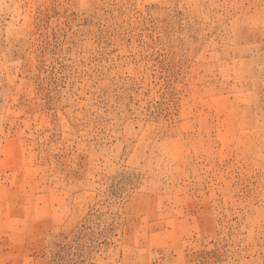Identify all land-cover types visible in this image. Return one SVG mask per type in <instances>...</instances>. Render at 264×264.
<instances>
[{
	"label": "rangeland",
	"instance_id": "374dc122",
	"mask_svg": "<svg viewBox=\"0 0 264 264\" xmlns=\"http://www.w3.org/2000/svg\"><path fill=\"white\" fill-rule=\"evenodd\" d=\"M0 264H264V0H0Z\"/></svg>",
	"mask_w": 264,
	"mask_h": 264
}]
</instances>
